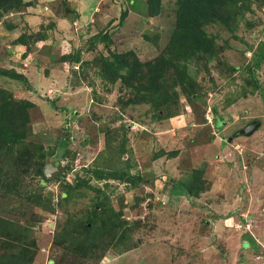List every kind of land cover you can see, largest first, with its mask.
I'll use <instances>...</instances> for the list:
<instances>
[{
    "label": "rangeland",
    "instance_id": "rangeland-1",
    "mask_svg": "<svg viewBox=\"0 0 264 264\" xmlns=\"http://www.w3.org/2000/svg\"><path fill=\"white\" fill-rule=\"evenodd\" d=\"M24 1L0 19V70L21 73L27 83L0 74V89L34 104L23 140L30 145L14 146L0 163V214L36 220L32 264H94L54 235L68 215L85 220L100 201L125 224L102 237L110 248L98 264H264V0H239L229 28L205 25L220 49L188 64L196 96L179 95L162 112L123 76H103L89 61L127 50L141 61L155 57L170 39L176 0ZM152 2L157 13L149 16ZM97 32L108 39L92 42ZM34 33L45 38L32 41ZM68 53L80 60L62 61ZM251 77L259 84L254 92ZM35 145L52 152L45 163L62 166L54 179L44 181L33 162L21 160ZM94 169L142 180H98ZM192 169L203 170V191L172 194L171 180ZM75 177L90 187L67 200L62 186ZM15 179L18 197L7 189ZM37 188L51 194L53 212L21 201Z\"/></svg>",
    "mask_w": 264,
    "mask_h": 264
},
{
    "label": "trees",
    "instance_id": "trees-1",
    "mask_svg": "<svg viewBox=\"0 0 264 264\" xmlns=\"http://www.w3.org/2000/svg\"><path fill=\"white\" fill-rule=\"evenodd\" d=\"M24 2V0H0V19L3 13L18 9ZM156 2L158 4V0ZM238 2L239 0H176L175 24L170 39L155 57L141 61L135 52L127 50L112 53L110 56L100 54L89 62L96 66L103 76L109 75L114 78L118 75L123 76L127 87L136 90L138 94L141 93L139 97L143 100L150 98V101L155 104V109L162 112V110H166L169 103L178 102L179 95H183L185 98L196 96L199 89L196 81L187 74L188 64L206 56H214L220 49L214 38L206 33L205 25L220 22L229 28L234 23L232 8ZM156 7L155 2L149 4V16L157 13ZM125 15L126 11L123 12L121 18ZM44 38L45 34L34 33L32 35V41ZM106 39H108L106 33L97 32L91 40H93L92 42H103ZM20 40L23 41V37ZM23 43L27 44L25 41ZM79 60V56L74 53L62 56V61ZM85 63L88 64V62ZM254 65L258 66V61ZM230 68L234 69L231 66ZM0 74L27 83L24 75L11 69H1ZM249 85L250 92H254L259 87L258 81L253 77L250 78ZM242 91L246 92L245 89ZM154 94L157 97L156 100H153ZM33 105L32 102L25 99L16 100L9 92L0 89V163L4 155L12 152L14 146L30 145L23 140L30 134V129L27 127L28 109ZM165 114L163 116H170L167 112ZM219 124L218 122L217 126ZM65 137L68 138L67 132H65ZM66 141L67 139L62 140L59 143L60 146L65 147ZM35 147L36 153H30L27 150L25 153H21L20 158L27 166L33 162L36 174L44 181H49L44 173V166L46 158L52 156V152L46 153L38 145ZM92 175L98 180L119 179L132 185H136L142 180L139 175H129L128 172L121 169H94ZM205 182L203 170L192 169L185 178L171 180V193L196 196L203 191ZM19 184L18 179L9 183L7 185L9 193L18 197L17 187ZM3 186L4 183L1 182L0 187L3 188ZM81 186L90 187L88 179L75 177L73 183H65L62 186L61 196L66 195V199L70 200L77 190H81L79 189ZM96 191L100 192L99 189ZM20 199L23 202L26 201L31 207L37 206L47 212L55 210V206L51 203V194L44 195L41 188L26 189ZM95 207H98L99 210ZM112 213L113 209L109 206L106 208L100 201L93 206L91 215L85 220L68 215L64 226L54 235L55 243L65 246L75 254L89 258L94 264H98L104 252L110 248V245L108 246L102 237L109 236L118 230L122 232L124 229L125 221L119 218V214L116 215L117 217H113ZM35 221L30 218L24 223L19 220H11L0 214V264L33 263L36 243L32 226ZM110 221L112 222L110 223Z\"/></svg>",
    "mask_w": 264,
    "mask_h": 264
},
{
    "label": "water",
    "instance_id": "water-1",
    "mask_svg": "<svg viewBox=\"0 0 264 264\" xmlns=\"http://www.w3.org/2000/svg\"><path fill=\"white\" fill-rule=\"evenodd\" d=\"M62 170L61 165H54L51 161H46L44 173L48 179H54Z\"/></svg>",
    "mask_w": 264,
    "mask_h": 264
}]
</instances>
